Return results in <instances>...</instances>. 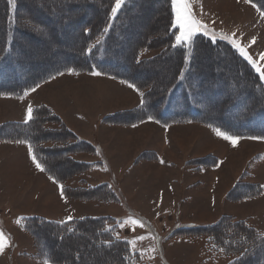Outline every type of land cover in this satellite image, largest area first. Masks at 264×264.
<instances>
[{
    "label": "trees",
    "instance_id": "16d2710c",
    "mask_svg": "<svg viewBox=\"0 0 264 264\" xmlns=\"http://www.w3.org/2000/svg\"><path fill=\"white\" fill-rule=\"evenodd\" d=\"M28 1L16 0L12 6L9 0H0V97L21 98L70 69L78 74L98 71L144 92L142 105L108 119L116 125L132 127L149 121L151 116L164 126L195 122L220 129L232 137H264V79L232 43L201 35L193 40L190 49L187 45L172 47L179 29L171 27L175 15L170 9V0H128L113 21L110 10L114 0H61V5L70 9L58 14L57 8L45 6L40 18L32 14L34 7ZM248 1L264 12V0ZM22 7L26 14L21 11ZM149 7L153 8L145 17L144 11ZM136 19L142 20L143 26L135 37L130 32ZM85 29L90 31L86 33ZM70 30L75 32L76 40H66ZM161 30L163 33L159 35ZM43 35L52 37L47 49L55 52L57 59L53 62L34 55L35 51L28 48L32 39L38 43ZM126 40L131 43L123 49ZM189 51L192 55L186 60ZM208 52L213 53L206 57L208 69L210 63L220 60L218 57H228L237 75L227 76L219 69L208 71L207 66L198 65L200 54ZM159 62L172 64V80H166L169 74L162 78L163 74L158 73V79L156 74L154 79L149 75L137 76L143 69L152 72V65ZM158 82L161 90L156 89ZM247 89L255 93V99L245 94ZM32 117L23 123L3 124L0 140L31 145L33 155L46 168L44 172L63 186L66 199L100 204L127 202L111 167L108 181L92 186L87 176L94 165L102 164L76 159L96 157L100 151L98 146L80 137L47 106L35 107ZM149 153L156 159L155 153L146 152ZM216 161L215 158L209 166L215 167ZM66 162L71 164L65 167L69 168L67 175L59 167ZM249 175L248 172L241 174L227 194L228 200L238 203L259 198L264 193L262 185L247 181ZM65 222L41 216L23 220L39 257L54 258L55 264L142 263L129 241L118 238V226L112 218L85 216ZM177 234L204 239L215 262L264 264V233L246 219L224 215L216 222L186 228ZM83 258L87 261L82 262Z\"/></svg>",
    "mask_w": 264,
    "mask_h": 264
},
{
    "label": "rangeland",
    "instance_id": "374dc122",
    "mask_svg": "<svg viewBox=\"0 0 264 264\" xmlns=\"http://www.w3.org/2000/svg\"><path fill=\"white\" fill-rule=\"evenodd\" d=\"M28 2L34 7L32 14L37 18L43 17L41 9L45 6L57 8L58 14L69 8L61 5V0ZM187 4L191 13L189 19L206 26L209 33L197 32L193 40L201 35L211 38L213 33V40L229 43L235 40L264 71V59H261L264 55V12L258 6L248 0H187ZM24 7L21 11L26 14ZM152 8L143 15H149ZM134 21L130 34L136 37L143 24L140 19ZM73 38L76 40L75 32L70 30L66 40ZM38 40L37 43L32 39L28 48L35 51L34 55L55 61V52L47 49L52 37L43 35ZM129 43L126 40L123 49ZM208 53L200 54L198 65L207 66L206 57L213 54ZM218 58L219 61L210 63L205 70L219 69L235 77L234 63H230L228 57ZM170 66L155 63L152 72L143 69L137 76L149 75L154 79L155 74L156 77L158 73L163 74L162 78L169 74L166 80L170 81L173 69L172 64ZM160 84L156 83V89H162ZM136 89L113 76L68 71L22 98L0 97V127L9 122H25L29 106L32 109L47 106L80 137L98 146L100 151L96 157L88 155L76 159L102 164L94 165L87 176L92 186L108 181L112 166L115 171L112 174L121 183L127 201L100 204L64 199V204L59 197L61 187L57 194L56 183L31 169L28 161L33 162V153L30 155L27 144L0 142V163L2 156L6 160L5 165L4 162L0 164V232L4 233L6 244L0 254V264H45L46 259L39 257L34 239L23 224L25 218L39 215L37 213L57 220L67 218V214L72 218H112L118 226V238L129 241L132 251L142 261L140 264H221L222 261L215 262L212 258L204 239H189L177 233L216 222L224 215L246 219L264 233V194L238 203L227 198L244 172L250 174L248 182L264 186V140L240 138L234 146L230 140L218 136L215 128L200 123L164 126L149 120L126 127L108 120L119 112L141 105L140 93L144 92ZM245 94L251 99L256 97L251 89ZM149 151H155L160 161L155 162L152 154H146ZM215 156L219 159L217 168L209 166ZM133 161L136 166L132 165ZM66 166L71 167V164H61V172H69ZM86 261L87 258L82 259Z\"/></svg>",
    "mask_w": 264,
    "mask_h": 264
},
{
    "label": "snow or ice",
    "instance_id": "6c2138e0",
    "mask_svg": "<svg viewBox=\"0 0 264 264\" xmlns=\"http://www.w3.org/2000/svg\"><path fill=\"white\" fill-rule=\"evenodd\" d=\"M128 2V0H114V6L111 7V19H115L118 17V13L120 9ZM16 0H9V4L12 6H15ZM170 9L175 15V22L171 25V27L178 28L179 33L175 35V44L172 45V47H181L187 45L189 49L191 48L193 38L197 34V32H202L204 35H208V31L206 29V26L201 25L198 21H195L194 19L190 20L189 17L191 16V13L188 8L187 0H170ZM194 25V26H193ZM108 30V26L106 25L105 31ZM90 31L89 29H85V32L87 33ZM212 39L215 38L214 33L211 36ZM227 37H225L226 39ZM234 47L237 48L239 51L240 55L243 56L250 64L253 65L255 68L256 72L260 74V78L264 79V71H261L260 67L256 66L255 61L252 60V58L248 55V53L245 51L244 48L240 47L235 40L231 41ZM88 52H91V49L88 50ZM192 53L189 51L188 56L186 57V60L191 57ZM261 59H264V55H262ZM139 63L140 61L137 60ZM70 72L72 71L71 69L69 70ZM62 75V73H59ZM93 75H101L102 73L100 72H93ZM129 87H135L132 84H129ZM34 90V89H33ZM139 92V89H136ZM141 94V104H143V93ZM33 109L31 106L28 107L27 113H26V121H30L32 117ZM149 120H153V117H149ZM158 122V121H157ZM216 134L218 136H222L225 140H230L231 143L235 146L237 144V141L240 139V137H232L224 132H222L220 129H215ZM253 139H257L256 137H253ZM260 139H264V137H261ZM17 143H22V141H17ZM29 153L32 155V148L31 145H29ZM32 160L33 163L35 164L36 168L40 171H45L46 168L45 166L37 161V157L35 155H32ZM50 179H53L50 177ZM55 182V181H54ZM61 195L63 196V186H61ZM72 217H68V221H71ZM66 221V222H68ZM65 222V223H66ZM5 241V236L3 232H0V254L3 253L4 248L6 247V244L4 243ZM243 255V253H242ZM45 264H55L54 258H49L45 261Z\"/></svg>",
    "mask_w": 264,
    "mask_h": 264
},
{
    "label": "crops",
    "instance_id": "0c3cea01",
    "mask_svg": "<svg viewBox=\"0 0 264 264\" xmlns=\"http://www.w3.org/2000/svg\"><path fill=\"white\" fill-rule=\"evenodd\" d=\"M17 123H21V122H17ZM132 127H134V126H132ZM0 142L4 143L5 141L0 140ZM12 143H14V144H20V145H23V144L25 145V144H26V143H15V142H12ZM219 143L222 144L221 142H219ZM223 144H224V143H223ZM223 144H222V145H223ZM1 145H2V144H1ZM7 145H8V144H7ZM27 145H28V144H27ZM28 146H29V145H28ZM223 146H224V145H223ZM218 147H219V146H218ZM23 148H24V147H23ZM24 149H25V148H24ZM217 150H220V149L217 148ZM149 152H152V153H155V154H156V159H155L156 161H155V162H159V161H160V157L157 155V153H156L155 151H149ZM215 157H216V156H215ZM216 159L219 160L217 157H216ZM1 161L4 162V165H5L6 160L4 161V157H3V156H2V158H1ZM13 161H14V163H15L16 160L13 159ZM2 162H1V163H2ZM141 162H142V161H140V163H141ZM1 163H0V164H1ZM28 163L30 164V167L32 166L31 169H34V171L37 173V175H39V176L44 175V176L47 177V179H48L50 182L53 181V184L56 183V192H57V194H59L60 187H61L60 184L57 183L56 181L54 182L53 179L50 180V177H49L44 171H43L44 174H43V173H40L39 170L36 168V166H35V164H34L33 162L31 163L30 161H28ZM134 163H135V162L133 161V162H132V165H133ZM135 166H136V164H135ZM110 167L112 168V171L115 173L113 167H112V166H110ZM214 168H215V167H214ZM35 172H34V173H35ZM240 177H241V176H240ZM249 177H250V176H249ZM249 177H248V178H249ZM120 186H121V183H120ZM121 189H122V186H121ZM122 192H123V189H122ZM23 194H25V193H23ZM25 195H26V194H25ZM124 195H125V194H124ZM61 196H62V195L59 194L60 199H62V201H63L62 203L66 204V202L64 201V199L66 200V198L64 197V195H63L62 197H61ZM63 197H64V198H63ZM13 201H14V200H13ZM13 201H11V202H13ZM37 203H38V201H37ZM15 206H16L17 209H19V207H20V206H17L16 203H15ZM31 209H32V208H31ZM37 214H39V215H36V216H41V217H44V218H46V219H48V220H50V218H51V220H53V221H58V222H64V221H67V220H68V216H67L68 214L66 215L67 218H64L63 220H57L56 218H52V217H49V216H46V215H43V214H40V213H37ZM82 217H83V216H82Z\"/></svg>",
    "mask_w": 264,
    "mask_h": 264
},
{
    "label": "bare ground",
    "instance_id": "6f19581e",
    "mask_svg": "<svg viewBox=\"0 0 264 264\" xmlns=\"http://www.w3.org/2000/svg\"><path fill=\"white\" fill-rule=\"evenodd\" d=\"M152 20H153V18H152ZM155 21V20H154ZM66 170V169H65ZM69 171V170H68ZM69 173V172H68ZM66 175H67V172L65 173ZM69 175V174H68ZM64 178H65V176H64Z\"/></svg>",
    "mask_w": 264,
    "mask_h": 264
}]
</instances>
